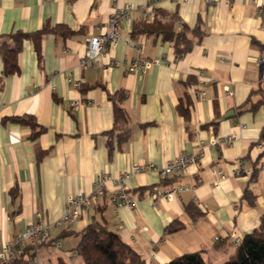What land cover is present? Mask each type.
I'll return each instance as SVG.
<instances>
[{
  "label": "crops",
  "instance_id": "0c3cea01",
  "mask_svg": "<svg viewBox=\"0 0 264 264\" xmlns=\"http://www.w3.org/2000/svg\"><path fill=\"white\" fill-rule=\"evenodd\" d=\"M115 8L130 10L118 28L120 39L96 65L82 69L89 37L107 31ZM147 10L163 21L174 18L175 31L182 25L195 29L188 35L190 48L178 54L160 34H132L135 23L152 19ZM45 23L73 34H44L40 58L33 40H24L14 74L3 75L0 57V241L19 235L37 212L49 236L10 264L31 258L83 264L72 251L76 234L93 219L105 220L145 264L194 251L211 264L234 259L264 215V106L251 109L264 80V0H0V35L37 31ZM138 55L160 63L144 73L128 72ZM198 87L205 99L196 97ZM118 91L126 94L122 106L130 128L122 142L118 131L110 133L111 97ZM21 115L33 116L45 130L32 139L27 125L5 121ZM231 134L235 138L226 145L210 144ZM200 141L202 156L185 170L164 179L155 172L128 179L133 207L113 202L116 185L108 181L105 194L91 200L74 226L55 225L67 197L90 192L98 175L115 177L138 162L160 166L194 152ZM39 150H46L40 158ZM240 164L250 174L237 175ZM178 186L186 189L160 196ZM173 221L182 227L167 232Z\"/></svg>",
  "mask_w": 264,
  "mask_h": 264
},
{
  "label": "trees",
  "instance_id": "16d2710c",
  "mask_svg": "<svg viewBox=\"0 0 264 264\" xmlns=\"http://www.w3.org/2000/svg\"><path fill=\"white\" fill-rule=\"evenodd\" d=\"M72 3L75 0H67ZM174 18L169 21H163L162 18L153 17L150 21L141 20L133 25L132 34L147 33L160 34L164 40H172L176 52L183 54L190 48L189 34L195 32V29H188L182 25L179 31L174 30ZM54 33L67 37L73 34V31L62 25L49 26L45 23L41 29L33 32L15 31L7 35H0V57L3 63V75L17 73L19 70L17 57L22 49L23 41L31 39L38 57L40 58V42L44 34ZM257 92L260 99L251 105L255 109L261 105L264 106V80ZM126 94L122 91L116 92L111 100L113 102L114 123L110 133L118 131L119 141H125L130 134L129 116L122 106ZM182 114L188 117V108L181 109ZM5 121L15 122L27 125L32 139L39 136L45 128L39 125L31 115L11 116L5 118ZM46 150H39L37 157L45 154ZM254 177V174H253ZM246 195V194H245ZM190 212V206H187ZM182 227L179 221H173L166 228L167 232H173ZM78 242L75 247L77 256L83 264H145L144 258L137 253L129 244L124 242L121 237L112 231L107 222L103 219H93L77 234ZM33 248L28 245L16 259H20L27 249ZM11 261L10 263H12ZM9 263V264H10ZM65 264V263H61ZM163 264H211L201 251H194L179 255ZM223 264H264V215H261L260 224L257 228L246 234L239 243L237 255L234 259Z\"/></svg>",
  "mask_w": 264,
  "mask_h": 264
},
{
  "label": "built area",
  "instance_id": "2783aa9c",
  "mask_svg": "<svg viewBox=\"0 0 264 264\" xmlns=\"http://www.w3.org/2000/svg\"><path fill=\"white\" fill-rule=\"evenodd\" d=\"M156 1V0H154ZM220 0H208L209 3H217ZM129 9L115 8L108 19V29L103 34L91 35L88 39L87 54L80 59L79 65L82 69H87L89 66L96 65L98 58L106 52L109 48L113 47L120 39L119 26L123 19L129 16ZM148 18L154 17V12L148 10L145 12ZM260 61L264 63V57L260 58ZM160 63L158 58H149L138 55L128 65L127 71L132 73H144L150 67ZM198 85L205 83V78L201 72L198 73ZM72 81V79H69ZM75 86H78V82H74ZM196 97L198 99H205V91L198 87L196 89ZM83 101H75L74 105L77 106ZM235 138V134L228 135L223 138H212L210 144L226 145ZM262 147V143H259ZM203 144L200 141L198 148L190 154H180L165 161L162 165H157L152 161L133 163L131 167L115 177L107 175H98L93 183L92 190L90 192H84L77 190L73 194L67 197L66 207L63 215L55 221V225L59 228H70L75 225L77 219L81 216L83 211L88 207L92 199L102 197L105 194L106 184L108 181H112L116 185V191L112 196V200L116 205H125L133 207L135 200L128 193L127 181L133 175L143 172H155L161 179H164L174 173L185 170L189 165L194 164L202 156ZM261 168H264V157L260 161ZM215 173L222 176L220 169L214 170ZM237 175L250 174V172L243 168L240 164L237 171ZM186 189V186H178L170 188L160 194L163 198H170L173 195L178 194L181 190ZM36 219L29 221L25 229L13 239L0 241V264H9L15 258H17L27 247L31 245L36 247L40 244L46 243L49 240L48 227L41 222V214L36 213ZM56 247L61 246V240L57 239L54 242ZM73 256H77L76 251H72ZM29 264H44L37 258H31L28 261Z\"/></svg>",
  "mask_w": 264,
  "mask_h": 264
}]
</instances>
